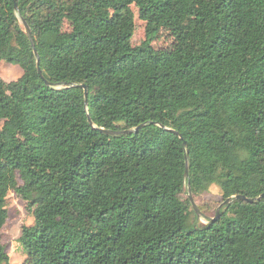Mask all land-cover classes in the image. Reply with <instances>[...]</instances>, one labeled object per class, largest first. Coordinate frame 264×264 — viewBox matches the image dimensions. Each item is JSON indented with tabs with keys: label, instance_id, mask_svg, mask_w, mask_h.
<instances>
[{
	"label": "trees",
	"instance_id": "obj_1",
	"mask_svg": "<svg viewBox=\"0 0 264 264\" xmlns=\"http://www.w3.org/2000/svg\"><path fill=\"white\" fill-rule=\"evenodd\" d=\"M0 59V264L9 191L25 264H264V198L210 222L264 193V0H0Z\"/></svg>",
	"mask_w": 264,
	"mask_h": 264
},
{
	"label": "rangeland",
	"instance_id": "obj_2",
	"mask_svg": "<svg viewBox=\"0 0 264 264\" xmlns=\"http://www.w3.org/2000/svg\"><path fill=\"white\" fill-rule=\"evenodd\" d=\"M86 3L84 4V6ZM132 4V9L135 12V26L131 37L132 45H138L145 39L146 21L137 17V9ZM83 4L72 8L73 17H79V11L83 8ZM80 7V9H79ZM76 9L78 11H76ZM167 28H161L156 40L153 41L155 49L166 50L175 42L174 35ZM23 70L19 65L7 63L0 59V77L4 80H15L21 76ZM195 200V199H194ZM219 202L221 201V190L217 184H211L207 191L195 200L196 204L201 202ZM8 217L2 228V243L5 246L6 252L9 255V264H25L26 253L21 248L18 238L21 233L22 226H29L34 223V217L31 211L26 208V203L23 199L17 196L13 191H9L6 202ZM215 209H210L206 212L205 217L211 218L214 216ZM200 221L205 222V218L201 217Z\"/></svg>",
	"mask_w": 264,
	"mask_h": 264
},
{
	"label": "water",
	"instance_id": "obj_3",
	"mask_svg": "<svg viewBox=\"0 0 264 264\" xmlns=\"http://www.w3.org/2000/svg\"><path fill=\"white\" fill-rule=\"evenodd\" d=\"M15 8L17 9V5H16V4H15ZM21 22H22V24H23V26H24V28H25V31H26V33H27V35H28V38H29V40H30V42H31V45H32V47H33V52H34V54H35V56H36V59H37L36 62H37V66H38V63H39V62H38V54H37V51H36V49H35V47H34V43H33V38H32L31 30H30L28 24L25 22L24 19H21ZM38 73H39L40 77L43 78L39 66H38ZM47 84H50V83L47 82ZM78 86L81 87V88H83V90H84V98H85V99H84V104H85V106H86V105H87V93H88L87 85H85V84H80V85H78ZM88 122H89V124H90L91 126H93L92 121H91V119H90L89 116H88ZM152 123H154V122H152ZM143 125H144V124H140V125L137 126L136 128H133V129H126V130H108V129H104V128H99V130H100L101 132H103V133H106V134L133 133V132H136V131H137L140 127H142ZM93 127H94V126H93ZM175 133L178 134V132H175ZM179 137L182 138L180 135H179ZM183 145H186V142H185L184 140H183ZM185 158H186V156H185ZM184 175H185V176L188 175V164H187V158H186V166H185V170H184ZM187 190H188V192H187V196H188V199H189V201H190V203H191V206H192V208L194 209V211L196 212V214H197L198 216H200V212H199L198 206H197V204H196V202H195V200H194V197H193V195H192V193H191V189H190V186H189V185H188V189H187ZM261 198H264V193L261 194V195H259V196L256 197V198H247L245 195H241V194H239V195H235V196H231V197H228L227 199H225L224 201H222V202L220 203L219 207H218L217 210H216V216H214L213 218H211L210 222L215 221V219L217 218V216H218V212H219V208L222 207L223 205H226L227 203L231 202L232 200L241 199V200H244V201H246V202L252 203V202L257 201V200H259V199H261Z\"/></svg>",
	"mask_w": 264,
	"mask_h": 264
}]
</instances>
